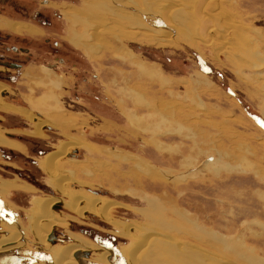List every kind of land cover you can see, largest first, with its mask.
Returning <instances> with one entry per match:
<instances>
[{
	"label": "rangeland",
	"instance_id": "obj_1",
	"mask_svg": "<svg viewBox=\"0 0 264 264\" xmlns=\"http://www.w3.org/2000/svg\"><path fill=\"white\" fill-rule=\"evenodd\" d=\"M172 2L205 24L177 18L176 6L169 15ZM36 7L49 17L39 14L38 26L24 18L31 11L0 14L36 30L13 31L0 19L1 32L38 38V60L22 66L19 79L0 80V93L7 87L0 187L8 185L0 208L25 235L20 251L1 254L0 264L52 262L29 232L34 198L61 201L49 209L64 222L51 227L48 246L84 242L107 253L101 262L84 250L78 264H128L121 249L155 213L184 233L154 230L171 243L172 256L156 264H264V0H34ZM74 13L81 19L71 21ZM174 26L187 28L190 43ZM161 32L170 35L166 44L158 43ZM74 35L87 40L89 54L71 43ZM52 40L64 58L59 77L40 68L55 55L47 51ZM31 68L41 88L25 102L15 80ZM64 144L71 146L54 165L68 180L64 187L73 197L111 204L110 222L70 211L41 170L39 162ZM150 200L157 210L146 211ZM124 224L132 241L117 231ZM7 226L0 224V238Z\"/></svg>",
	"mask_w": 264,
	"mask_h": 264
},
{
	"label": "bare ground",
	"instance_id": "obj_2",
	"mask_svg": "<svg viewBox=\"0 0 264 264\" xmlns=\"http://www.w3.org/2000/svg\"><path fill=\"white\" fill-rule=\"evenodd\" d=\"M171 5L172 6H170V5L165 6V9L168 11L169 15H172L171 10L174 8V6H176V8H178V9L173 10V15L177 16V18L185 20V21L188 19L190 22H197V23L205 24V21H203V19L200 16L193 15L195 17H187L184 12H180L182 8L180 6H178V4H176L175 2H172ZM101 7L105 11L107 10V7L104 4L101 5ZM165 9H163V10H165ZM96 10H97V8H96ZM63 12H65V10H63ZM106 12H108V10ZM122 14H124V13H122ZM191 14H192V12H191ZM68 15L70 16L69 19L71 21H75L76 19L78 21L81 19L80 16H79L80 18H77V17L75 18V16H78L75 13L74 14H68ZM196 15H198V13ZM125 18L126 19H129V18L132 19L129 16H126ZM162 19H163V17H162ZM137 20H139V19H137ZM160 21H163V20H160ZM164 21H165V19H164ZM7 26L9 28H11L12 30L15 29L14 26H12L10 23H8ZM141 26H143V25H141ZM171 29L173 30L172 33H177L178 35L181 36L183 41L190 43V40L187 36V28L181 29L179 27L174 26ZM166 33L161 32V34H164V36H159L161 39L159 40L158 43L166 44L164 42L169 40V38H170L169 33H167V34ZM163 37H165V39ZM149 42L152 43L153 41L150 40ZM71 43L75 47H81V48L83 47V50L86 53H88L89 51L91 52V50H89L90 46L86 45L87 40L85 43L82 39V36H75V35L72 36ZM153 43L156 44V42H153ZM2 89H3V87L0 86V91ZM5 90H7V89H4L0 93V97H2V99L4 98L3 92H6ZM3 101L5 102V99H3ZM0 107H3V105L1 106V102H0ZM20 110H22V109H20ZM36 134H39L38 129L36 130ZM70 146H71V144H64L60 148V150L57 151V153L55 152V153H51V154L47 155L42 161L39 162V166H40L41 170H43L46 174L49 175V181H50L52 187L54 188V190H56L59 194H61L65 197L62 202H63L64 206H66L70 211H73L77 215H82V213L85 211L96 213L103 220L110 222L111 220H109L108 212L111 208V204H105L104 202L99 201L97 198L94 199L95 197L94 198L89 197L90 199H87V200H82V198L78 197V196L73 197L72 195L69 194L68 190H66V187H64V185L67 183L68 180L63 178V176H59V174L57 175L58 171L56 170V167L54 166L55 162L62 155L66 154V150L69 149ZM60 151H61V154L57 155ZM6 182H2V184H1V187H0V194L1 195H3L2 189L4 188V185L8 186L6 184ZM59 201L60 200H57L56 198H50L49 200H47V199L41 200V199H35L34 198L32 200V203H31L32 215L29 217V221H28L29 229H30L29 232H30L32 238L34 239V241L36 242V244H38L41 249L45 248L47 250V252L49 254H51L52 259L50 261H52V262H50L49 264H78L77 258H79L82 254V253L80 254L79 252H82L84 250L88 251V249H90L88 244L83 242L81 245L70 244V245H67L65 247H59V246L53 247V246H48L46 244L47 243L46 241L48 240L49 234H51V239L48 241L52 242L53 238H54L53 232L51 231L49 233L51 227H53L54 225H57V224H59V225L63 224V222H64L63 218L57 217V215L52 214V213H54L53 211L51 213L50 212L51 210H49V209H53V206H57L55 204H56V202H58V204H59L61 202V201L60 202ZM82 201H84V202H82ZM0 205H1V203H0ZM150 208H155L157 210V206H156L154 200H150L147 202V210L146 211H149L148 209H150ZM54 209H55V207H54ZM146 211H144L145 214H146ZM9 215L10 214L7 213L6 209L0 208V224L2 225V228H5L6 225L9 226V227L7 226L8 232L6 234L4 232L3 233L4 235L1 236V238H0L1 239L0 240V255L7 252V251L19 250L18 247L19 248L23 247V241L25 240L24 231L21 229V227L19 225H18V227H19L18 232L11 229L10 224H9L11 222ZM146 216H147L146 217L147 221L149 219H151L152 221H148V228L142 229V232L139 235L140 237H138L137 240H133L134 237H132L129 234L130 233L129 232L130 227L126 226L128 224H126V225L124 224L123 226L115 225L117 228V231L119 232V234L121 236H125V237L129 238V240H131V241L133 240V244H131L128 247V249H124V250L121 249L123 256L127 259L126 261L128 264H156V263H162V262L166 261V259H168V258L171 261L172 260V256L170 253V244L171 243H168V241L164 240V239H166V237H164V235H162V233H160V234L155 233L154 230L161 229V231L165 232L164 229H167L168 232L165 233L166 234L165 236H167V237H169L167 234H171V233L179 235L181 231L178 229H174V226H170L171 224H165L163 222V217L158 213H155L154 217H149L147 214H146ZM15 229H18V228H15ZM181 234H184V233L181 232ZM211 238H213V237H211ZM212 242H213V245L217 244V241L215 238L212 239ZM89 252H90V254L95 255L94 259L96 261H98V260L101 262L106 261L107 253L105 251L97 253V251H95L92 248L88 251V253Z\"/></svg>",
	"mask_w": 264,
	"mask_h": 264
},
{
	"label": "flooded vegetation",
	"instance_id": "obj_3",
	"mask_svg": "<svg viewBox=\"0 0 264 264\" xmlns=\"http://www.w3.org/2000/svg\"><path fill=\"white\" fill-rule=\"evenodd\" d=\"M34 0H0V14L9 13V11H17L21 14L29 13V17H24L25 19L29 20L32 24V26L36 25L38 26V17L43 16L44 22L46 20H49V17H46L45 14L39 13L41 9H38L36 7L35 9L31 10V3ZM44 5V4H42ZM41 14V15H39ZM39 15V16H38ZM24 16V15H23ZM0 19H3V22L13 23L14 30L13 31H22L25 34L30 35L35 34L34 27L31 30L29 29L28 25L26 26L27 29L25 30L20 24H17L15 22H9L6 21L4 17H0ZM23 19V20H25ZM9 20V19H8ZM6 24V25H7ZM39 31V30H38ZM37 46V48H34L33 46ZM58 42L56 40H52V47L51 49L48 47V53L55 54L58 50L56 47H58ZM32 46V47H31ZM34 50H38V38H28L26 36L21 35V33H9V32H1L0 31V66L3 67L5 70L0 72V80H4L5 82H10L12 79H15L18 77V72L22 68V66H25L28 62H36L38 59V54L34 53ZM34 56V57H33ZM43 65H48L52 70L55 72H58V66L62 65L64 63V58L58 56L57 54L53 55V57L49 60V62H43ZM3 85V84H2ZM7 89V87H4ZM6 118L4 117L0 119V124H5Z\"/></svg>",
	"mask_w": 264,
	"mask_h": 264
},
{
	"label": "crops",
	"instance_id": "obj_4",
	"mask_svg": "<svg viewBox=\"0 0 264 264\" xmlns=\"http://www.w3.org/2000/svg\"><path fill=\"white\" fill-rule=\"evenodd\" d=\"M44 62H49V60H45ZM40 67V66H39ZM40 68H42L44 71H47V73H50L49 72V70H45V68L43 67V64H42V66L40 67ZM47 69L49 68V69H51L48 65H47V67H46ZM54 73H55V76L56 77H59L61 74L59 73V72H55V71H53ZM37 73H38V75H39V71H38V68L36 69H32L31 68V70H26V71H24V73L22 74V77L20 78V82L18 81V80H15L16 81V84H18V83H22L21 85L22 86H20V93L18 94L19 95V97H20V99L22 100V101H25L26 102V99H27V96L30 94V95H33V93H34V87H36V89L38 88V86H39V83H38V75H37ZM63 75V74H62ZM50 77H52V76H50ZM49 76H48V78H50ZM17 79H19V77H17ZM45 79H47V78H45ZM43 82L45 81V80H42ZM37 82V83H36ZM42 84H45V82L44 83H42ZM56 85H59L58 83H56ZM40 87V86H39ZM41 88V87H40ZM22 93V94H21ZM42 93H44V91L42 92ZM39 95H41V93L39 94ZM57 96H58V94H57ZM35 98H37L38 97V95H36V96H34ZM60 98V95H59V97H58V99ZM53 102V101H52ZM32 103H34V102H32ZM36 105L38 106V101L36 102ZM36 106V107H37ZM44 110V109H43ZM17 139H19V137L17 138Z\"/></svg>",
	"mask_w": 264,
	"mask_h": 264
},
{
	"label": "water",
	"instance_id": "obj_5",
	"mask_svg": "<svg viewBox=\"0 0 264 264\" xmlns=\"http://www.w3.org/2000/svg\"><path fill=\"white\" fill-rule=\"evenodd\" d=\"M6 94V92H3V95ZM9 97L11 98V95H9ZM74 153H76V149H71L70 155H74ZM1 206V205H0ZM51 239V234L48 235V240Z\"/></svg>",
	"mask_w": 264,
	"mask_h": 264
}]
</instances>
